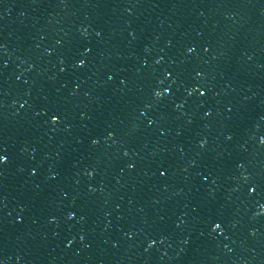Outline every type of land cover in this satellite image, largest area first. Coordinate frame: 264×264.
<instances>
[{
  "label": "water",
  "instance_id": "1",
  "mask_svg": "<svg viewBox=\"0 0 264 264\" xmlns=\"http://www.w3.org/2000/svg\"><path fill=\"white\" fill-rule=\"evenodd\" d=\"M0 264H264V0H0Z\"/></svg>",
  "mask_w": 264,
  "mask_h": 264
}]
</instances>
